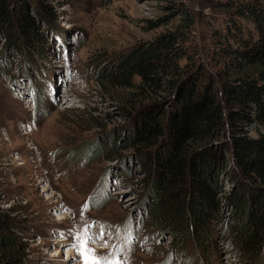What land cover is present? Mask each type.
Here are the masks:
<instances>
[{
	"label": "rangeland",
	"instance_id": "rangeland-1",
	"mask_svg": "<svg viewBox=\"0 0 264 264\" xmlns=\"http://www.w3.org/2000/svg\"><path fill=\"white\" fill-rule=\"evenodd\" d=\"M212 1L22 0L41 49L0 31V215L13 219L7 239L21 264H85L81 238L117 264H241L228 240L204 257L189 242L182 256L148 225L145 177L127 141L133 101L96 79L99 62L185 24L187 61L204 63L210 18L220 16ZM220 180L224 193L227 175Z\"/></svg>",
	"mask_w": 264,
	"mask_h": 264
},
{
	"label": "trees",
	"instance_id": "trees-1",
	"mask_svg": "<svg viewBox=\"0 0 264 264\" xmlns=\"http://www.w3.org/2000/svg\"><path fill=\"white\" fill-rule=\"evenodd\" d=\"M210 3L220 16L210 18L204 63L187 61L185 24L99 62L96 79L133 101L127 141L145 177L148 225L167 231L182 256L189 242L204 257L228 240L241 264H264V0ZM0 31L27 52L41 49L22 0H0ZM11 221L0 215V264H21L22 249L7 239Z\"/></svg>",
	"mask_w": 264,
	"mask_h": 264
},
{
	"label": "snow or ice",
	"instance_id": "snow-or-ice-1",
	"mask_svg": "<svg viewBox=\"0 0 264 264\" xmlns=\"http://www.w3.org/2000/svg\"><path fill=\"white\" fill-rule=\"evenodd\" d=\"M103 237V233L100 234ZM86 241L81 238L78 248L81 249V254L84 256L85 264H117L115 260L109 259L107 256H96L94 251L85 247Z\"/></svg>",
	"mask_w": 264,
	"mask_h": 264
}]
</instances>
